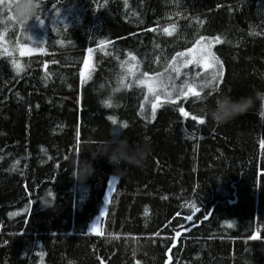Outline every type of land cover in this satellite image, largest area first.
Segmentation results:
<instances>
[{"label":"trees","instance_id":"16d2710c","mask_svg":"<svg viewBox=\"0 0 264 264\" xmlns=\"http://www.w3.org/2000/svg\"><path fill=\"white\" fill-rule=\"evenodd\" d=\"M33 3L45 24L27 32L0 10V264H264V0ZM203 42L223 66L215 90L191 67L145 113L137 81ZM222 95L253 105L217 124L203 109ZM113 129L148 145L142 164L97 157L80 183L78 161Z\"/></svg>","mask_w":264,"mask_h":264},{"label":"clouds","instance_id":"9594fccd","mask_svg":"<svg viewBox=\"0 0 264 264\" xmlns=\"http://www.w3.org/2000/svg\"><path fill=\"white\" fill-rule=\"evenodd\" d=\"M35 4L33 0H16L13 6V14L18 22L26 23L35 15ZM100 90L105 86L100 84ZM121 90L119 83L115 87L109 88L101 102L108 100L113 101L116 94ZM255 97L264 104V92H256ZM253 105V98L241 96L232 98L229 95L217 97L212 107L205 106L203 109L206 118L211 119L214 123L223 124L239 115L245 113ZM148 151V145L145 143L130 144L129 138L122 130L113 129L108 139H106L95 151V154L89 153L91 159H83L77 163L76 180L84 183L91 175L94 174L92 160L97 157H103L114 170H119L121 165L139 166L142 164Z\"/></svg>","mask_w":264,"mask_h":264},{"label":"rangeland","instance_id":"374dc122","mask_svg":"<svg viewBox=\"0 0 264 264\" xmlns=\"http://www.w3.org/2000/svg\"><path fill=\"white\" fill-rule=\"evenodd\" d=\"M209 52L211 53L210 45L207 42H203V44H200L198 46V49H196L194 53L190 51L187 54L183 55L185 65L184 66L181 65V68L179 69V74H177L176 69H171L170 71L167 70L166 72L161 73L160 75L157 74L153 77L145 78V82H143V84L146 88L147 95L142 104L143 111L149 114L153 113L154 110L158 108L160 104L163 102L162 100L166 98V97L163 98L162 96L164 94V91L168 92L167 90L170 87V85H172V82L179 80L187 75L188 76L191 75L189 71L191 67H194V69L196 70V72L192 73V77L194 79H196L197 81L209 79L211 74V69L212 71H214L216 67L211 64L212 57L211 55H209ZM20 53L28 54L29 49L26 48L25 46H21ZM189 54L190 56L187 58ZM92 62H93L92 60L87 59L88 68L86 69L88 73L92 71L91 68L93 64ZM205 65H208V67H205ZM159 93L162 95H160ZM157 95H159V99H157ZM153 104L156 105L155 109H153L152 107ZM95 225L96 227H95V231H92L93 233H96L97 230V223H95Z\"/></svg>","mask_w":264,"mask_h":264},{"label":"snow or ice","instance_id":"6c2138e0","mask_svg":"<svg viewBox=\"0 0 264 264\" xmlns=\"http://www.w3.org/2000/svg\"><path fill=\"white\" fill-rule=\"evenodd\" d=\"M15 2H16V0H0V10H2L3 7H7L9 19H12L13 18L12 7H13V4H15ZM34 18H35V20L41 26H43L45 24L44 19H42L39 14L35 15ZM16 22L21 26V28H23L25 30V32H27L26 31L27 22L26 23H23V22H18L17 20H16ZM167 31H168V29L166 28L165 29V32H167ZM0 35H2V33H0ZM201 39H204V37H201ZM212 39H216V38H212ZM89 51H91V49H89ZM177 55H183V53H178ZM209 55H211V57H212V65L213 66H216V70L213 71L210 74V78L209 79L205 80L202 83V85H201V91H203L204 88H208L210 86L212 87V90L214 91L215 90L214 82L215 83H219L220 80H221V78H222V76H223V71H222L223 66L220 64L219 60L215 57L214 54H212V53L209 52ZM134 58L135 57H133V59ZM85 63L87 64V60H85ZM189 63H190V61H189ZM14 66H15V64H14ZM205 67H208V65H205ZM176 72H177V74H179V68H176ZM120 82H121V84L123 83V79L122 78H121V81ZM137 83H143V81H137ZM185 84H188V82L185 81ZM173 87H175V86H173ZM183 88H184V85H181L180 86V89L177 92V95L185 94L183 92ZM188 90L189 91L192 90V86L191 85H188ZM168 95L170 97L171 96V93H168ZM157 99H159V95H157ZM102 103L106 107L111 105V101H108V100H105ZM141 107H143V106H141ZM152 107H153V109H155L156 105L153 104ZM179 112L183 116H188L189 115V113L186 112L183 107H180L179 108ZM191 118H192V120L196 121L197 123H200V124L204 123V117L203 116L192 115ZM109 119L112 121L113 124H116L117 123L116 120L114 118H112L111 116L109 117ZM262 143H264V141H262ZM101 215H103V213H101ZM188 219L191 220V216H189ZM95 227H96V225H95V223H93L92 226L90 227L89 231H95ZM177 235H179V233H177ZM4 243L7 244L8 241L5 240Z\"/></svg>","mask_w":264,"mask_h":264},{"label":"bare ground","instance_id":"6f19581e","mask_svg":"<svg viewBox=\"0 0 264 264\" xmlns=\"http://www.w3.org/2000/svg\"><path fill=\"white\" fill-rule=\"evenodd\" d=\"M201 44H203V43H201ZM23 55H26V54H23ZM86 65H87V64L85 63L84 66H83V68H82V71H81V77H82V78H84V77L87 75V73H88V72H87V69L85 68ZM84 69H86L85 72H83Z\"/></svg>","mask_w":264,"mask_h":264},{"label":"water","instance_id":"95a60500","mask_svg":"<svg viewBox=\"0 0 264 264\" xmlns=\"http://www.w3.org/2000/svg\"><path fill=\"white\" fill-rule=\"evenodd\" d=\"M21 55H23L22 53H21ZM88 65V64H87ZM86 65V67L85 68H88V66ZM91 68L93 69L94 68V65L92 64V66H91ZM86 71V69H84L83 70V72H85ZM200 124V123H199Z\"/></svg>","mask_w":264,"mask_h":264}]
</instances>
